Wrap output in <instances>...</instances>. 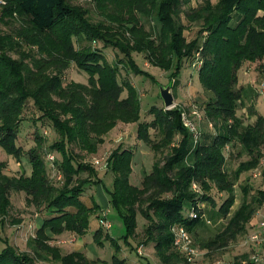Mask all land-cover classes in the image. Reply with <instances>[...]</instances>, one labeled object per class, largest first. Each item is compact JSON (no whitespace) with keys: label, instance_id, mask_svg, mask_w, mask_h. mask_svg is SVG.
I'll return each instance as SVG.
<instances>
[{"label":"trees","instance_id":"1","mask_svg":"<svg viewBox=\"0 0 264 264\" xmlns=\"http://www.w3.org/2000/svg\"><path fill=\"white\" fill-rule=\"evenodd\" d=\"M3 1L0 147L17 162L25 160L28 168L10 174L7 163L0 162V222L9 215L15 193H24L29 207L45 211L49 217L28 239L30 251H20L4 239L0 264H99L100 260H90L79 251L63 253L50 242L65 233L85 235L91 217L101 210L97 202L89 207L81 198L87 187L103 183L98 167L91 162L105 136L119 123L136 124L137 139L155 156L161 155L139 186L131 180L134 151L119 146L109 155L107 170L113 181L107 196L123 223L121 240L127 246L131 247L137 236L141 216L147 221L143 243L153 244L162 264H190L174 248L171 228L182 224L193 234L203 223L200 205L217 207L212 195L215 189L228 194L218 212L229 218L222 231L202 248L222 250L247 237L249 223L264 203V191L248 201L249 192L244 187L245 200L231 214L234 187L242 175L258 169L264 158V115L250 107L249 117L255 121L247 125L238 115L243 99L238 76L247 63H259L264 73V0H199L197 6L192 0H112L116 6L112 14L97 23L78 16L67 0ZM154 16L159 24L155 36L141 21V17ZM182 16L201 24L196 39H186ZM75 17L80 28L71 24ZM75 38L100 41L103 48L115 49L123 58L111 65L101 49H78ZM195 50L202 60L200 84L213 96L205 107V118L216 132L208 142L200 140L193 146L192 133L184 126L178 106L170 110L154 106L149 111L151 121H142L138 90L128 79L120 81L119 77L125 63L134 74L156 82V77L135 61V54H143L151 66L180 81L185 62L192 60ZM72 64L88 74L87 83H65L64 74ZM27 106L35 110L41 127L51 126L58 135L49 150L45 149V132L44 136L38 133L35 146L28 150L18 144ZM235 144L242 146L248 159L230 175L225 151ZM53 152L59 153L61 160L55 156L52 164L47 155ZM57 174L62 175L60 181ZM193 182L201 187V194L193 191ZM185 205L195 208L199 217L190 218ZM22 222L13 219L11 225ZM102 229L94 232L95 242L103 245L109 240L114 261L121 263L120 244ZM242 261L253 263L248 255H242L233 264Z\"/></svg>","mask_w":264,"mask_h":264},{"label":"rangeland","instance_id":"2","mask_svg":"<svg viewBox=\"0 0 264 264\" xmlns=\"http://www.w3.org/2000/svg\"><path fill=\"white\" fill-rule=\"evenodd\" d=\"M217 0H213L216 2ZM67 3L75 10L78 16H83L89 21L97 23L103 21L112 14L113 9L116 7L112 3V0H67ZM199 0H192V5L197 6ZM2 7L0 5V11ZM108 19V18H107ZM142 24L152 32L155 36L159 30V24L156 16L145 19L141 17ZM183 23L187 26L184 35L188 41L196 39L198 32L201 29L200 23H190L187 19L182 16ZM71 24L74 27L80 28V23L77 18L71 20ZM207 34L205 33L204 36ZM76 47L78 49H101L102 53L107 58V61L113 65L119 62L123 56L118 53L115 49L103 48L102 43L97 40H86L85 38H75ZM202 38H200V45ZM17 57L16 55H14ZM194 56L197 57L196 50L194 51L192 60L185 62V67L181 72L180 81L171 80L170 73L164 72L163 70L151 66L146 60L143 54H135V61L140 69L145 72H150L156 77V82H153L151 78L146 77L142 74H134L124 64L120 66V81L128 79L133 86L136 87L140 94L141 102V115L142 121H151V115L149 111L152 107L158 106L163 108V101L160 96V85H168L173 83L172 93L175 98L176 106L181 111L186 110L190 116L189 119H193L190 115L192 106L196 105L203 115V121L198 124L199 131H201L202 142L206 143L209 139L215 136L214 128L210 127V123L205 118V107L207 103L213 98L212 94L205 91L199 81L198 66L194 67ZM261 66L259 63H247L239 72V84L238 87H243L242 104L238 105L237 113L242 116L245 120V125L253 123L255 117H249V108H255L260 114L264 115V100L259 96L258 83L259 79L262 78L263 72H260ZM65 83L72 81L87 83L88 74L81 71L75 64H72L70 68L64 74ZM255 82L251 86V90H247L249 83ZM127 93H124V97ZM250 103L252 105L250 106ZM30 105V104H29ZM246 114L247 116H244ZM38 115L31 106H27L24 112V119L21 123V132L18 138V144L25 150H28L35 146V138L38 133H46L45 136V149L49 150V146L58 140V135L50 127H41V122L36 120ZM120 125V126H119ZM112 131H110L104 138V144L99 147L98 153L95 155L98 158H102L111 154V152L117 147L128 148L134 151L133 157V173L132 183L134 185H141L144 176L150 173L153 167V163L156 158H161V155L155 156L152 150L144 143L137 139V125L130 124L124 125L119 123ZM152 136L155 137V132L152 131ZM118 137H123L121 142H117ZM55 156L61 160V155L57 152H53ZM225 155L226 170L232 175L239 165L240 162L248 159V156L240 144L230 145L226 148ZM0 162H6L8 165L7 171L10 174H19L24 172L25 160L22 163L17 162L12 156L8 155L6 151L0 147ZM92 163V162H91ZM190 163V158L187 160V164ZM48 164V163H47ZM49 167V164H48ZM55 168V167H54ZM99 176L102 178L103 183H99L96 186H89L86 188L82 200L89 207H92L95 202L100 205L101 210L96 212V217H91L90 228L87 233L83 236H79L73 233H65L63 236H57L51 240V244L58 245L63 250V253H71L72 251H78L82 249L85 251L88 259L100 260L99 264H162L160 259L155 254L153 244H145L144 241V229L147 225V221L139 216L138 218V230L137 236L131 242V247L127 246L122 239L125 233V228L121 219L116 215L114 210L111 208L108 196L107 188H112L113 175L110 171H104L100 168ZM56 170V169H55ZM53 171V174L55 173ZM260 173L259 176H255V172ZM49 172V168H48ZM50 173V172H49ZM86 177L87 174H83ZM246 187L248 190L247 200L251 201L252 197L258 194L259 191L264 190V158L258 169L248 172L242 175L241 179L236 183L234 187L235 204L231 210V214L235 212L242 202L245 200L243 188ZM213 198L217 204L214 208L210 203H205L206 215L209 219V223L203 221V224L193 231V238L195 241V247L198 250V256L195 261L190 264H233L236 258L242 255L250 256L249 252L252 250L247 242V237L243 236L239 238L236 243L229 245L226 249L208 251L202 248V245L214 239V237L222 231L225 227L229 216L223 217L219 214L218 209L228 197L227 193H220L216 189L212 191ZM24 193H15L12 195L13 206L6 217L5 222H0V252L4 248V239L11 240V244L17 247L20 251H30L27 241L30 237L35 235L36 229L34 227V221L37 215L47 217L45 211L36 212L32 207H29L25 201ZM186 210H190V205H185ZM107 212V214L105 213ZM107 215V219L111 222L112 228L102 229L100 224V216ZM230 214V216H231ZM13 219H23V222L19 225H11ZM42 225V222L40 226ZM101 228L104 234L110 235L114 238L121 246L122 251L118 254V263L114 261L113 255L114 250L109 240L103 241V245H99L95 242L94 232L95 229ZM249 234V232H248ZM251 234V233H250ZM249 234V235H250ZM77 239L80 243L77 244ZM84 241L83 248L81 244ZM79 245V246H78ZM140 249L141 252H140ZM53 264V263H45Z\"/></svg>","mask_w":264,"mask_h":264},{"label":"built area","instance_id":"3","mask_svg":"<svg viewBox=\"0 0 264 264\" xmlns=\"http://www.w3.org/2000/svg\"><path fill=\"white\" fill-rule=\"evenodd\" d=\"M5 2L3 0H0V5L4 4ZM194 67L198 66V69H200L202 65V60L200 59L199 52H197V57H195ZM263 77L259 79L258 83V91L259 96L264 100V73L262 75ZM182 113V121L186 128L189 129V131L192 133L193 136V146L197 145L200 140L202 133L199 131V126L203 121V115L201 114L200 110L196 105L192 106V110L190 112V115L193 116V119H189L190 117L186 110L181 111ZM210 127H212V124H209ZM123 140V137H118L116 141L119 143ZM48 160L53 164L55 161V155L52 153H49L47 155ZM109 155L98 158L94 157L92 159V164L102 170H107L109 166L108 161ZM255 176H259L260 173L258 171L255 172ZM56 179L60 181L62 179L61 174H57ZM192 189L195 193L201 194L202 190L201 187L198 185V183L193 182ZM107 214V212H105ZM108 215V214H107ZM107 215L103 214V218L100 219L101 227L104 229L110 230L112 228L111 222L107 219ZM188 216L192 219L198 218L199 213L195 208H191L188 212ZM201 218L203 221H206L209 223V219L206 215L202 214ZM260 226L262 228V231H256L251 233L250 235H247V242L249 246L252 245L264 247V221L260 223ZM172 234H173V246L174 248L181 253L189 263H192L195 261L196 257L198 256V250L195 247V241L193 238L192 233L182 224H176L171 228ZM142 249H140L141 252ZM251 262L253 263H262L264 264V255L255 253L251 257Z\"/></svg>","mask_w":264,"mask_h":264},{"label":"crops","instance_id":"4","mask_svg":"<svg viewBox=\"0 0 264 264\" xmlns=\"http://www.w3.org/2000/svg\"><path fill=\"white\" fill-rule=\"evenodd\" d=\"M255 83V82H254ZM253 82H251V83H249V85H247V87H248V89L247 90H251L252 88H251V86H252V84H254ZM243 97H245V94L243 95ZM252 105V103H250V106ZM124 125H130V124H124ZM120 126V125H119ZM127 149V148H126ZM264 191V190H263ZM256 196V195H255ZM87 205V204H86ZM200 207H201V209L203 210V213H204V215H206L207 213H206V206H205V203H203V204H201L200 205ZM207 216V215H206ZM47 217H49L48 215H47ZM47 217H42V216H40V215H37V217H36V219H35V221H34V227H35V229L37 230L39 227H40V224H41V222H43V220L44 219H46ZM262 221H264V203H263V205L262 206H260L258 209H257V212H256V214H255V216L253 217V219L251 220V222L249 223V227H248V232H249V234L250 233H253V232H256V231H262V228H261V226H260V223L262 222ZM91 224V223H90ZM203 224V223H202ZM201 226V225H200ZM198 228V227H197ZM99 229V228H98ZM98 229H95V230H98ZM64 235V234H63ZM63 235H61V236H63ZM56 237V236H55ZM55 237H53V239L55 238ZM77 241V244H79L80 243V240L79 239H77L76 240ZM10 243H11V240H10ZM83 245H84V241H83V243L81 244V248H83ZM79 246V245H78ZM251 251L249 252V254H250V256H249V261L251 262V257H252V255H254L255 253H257V254H262V255H264V247L262 246V247H259V246H255V245H252L251 246ZM78 251L79 252H82V253H84L85 255H86V253H85V251L84 250H82V249H78ZM73 252V251H72ZM87 256V255H86ZM88 258V257H87ZM90 259V258H89ZM90 260H92V259H90ZM249 261H248V263H249ZM242 263L243 264H247V261H242ZM252 264H262V263H252Z\"/></svg>","mask_w":264,"mask_h":264},{"label":"water","instance_id":"5","mask_svg":"<svg viewBox=\"0 0 264 264\" xmlns=\"http://www.w3.org/2000/svg\"><path fill=\"white\" fill-rule=\"evenodd\" d=\"M173 83L168 85H160V96L163 101V107L166 110H170L176 106L175 98L172 93Z\"/></svg>","mask_w":264,"mask_h":264}]
</instances>
